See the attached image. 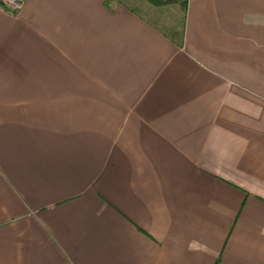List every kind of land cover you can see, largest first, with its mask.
I'll return each instance as SVG.
<instances>
[{
	"label": "crops",
	"instance_id": "0c3cea01",
	"mask_svg": "<svg viewBox=\"0 0 264 264\" xmlns=\"http://www.w3.org/2000/svg\"><path fill=\"white\" fill-rule=\"evenodd\" d=\"M0 264H264V0L0 8Z\"/></svg>",
	"mask_w": 264,
	"mask_h": 264
},
{
	"label": "built area",
	"instance_id": "2783aa9c",
	"mask_svg": "<svg viewBox=\"0 0 264 264\" xmlns=\"http://www.w3.org/2000/svg\"><path fill=\"white\" fill-rule=\"evenodd\" d=\"M24 0H0V8L8 11L15 12L21 8Z\"/></svg>",
	"mask_w": 264,
	"mask_h": 264
},
{
	"label": "trees",
	"instance_id": "16d2710c",
	"mask_svg": "<svg viewBox=\"0 0 264 264\" xmlns=\"http://www.w3.org/2000/svg\"><path fill=\"white\" fill-rule=\"evenodd\" d=\"M147 1H149V2H153V3H158V2L161 1V0H147Z\"/></svg>",
	"mask_w": 264,
	"mask_h": 264
},
{
	"label": "rangeland",
	"instance_id": "374dc122",
	"mask_svg": "<svg viewBox=\"0 0 264 264\" xmlns=\"http://www.w3.org/2000/svg\"><path fill=\"white\" fill-rule=\"evenodd\" d=\"M162 1L165 2V3L167 2V0H162Z\"/></svg>",
	"mask_w": 264,
	"mask_h": 264
}]
</instances>
